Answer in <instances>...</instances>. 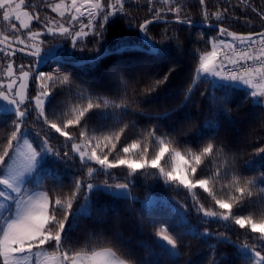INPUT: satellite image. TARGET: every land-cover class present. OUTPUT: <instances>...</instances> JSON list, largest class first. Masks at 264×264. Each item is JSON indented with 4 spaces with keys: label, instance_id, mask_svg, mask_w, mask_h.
Returning <instances> with one entry per match:
<instances>
[{
    "label": "snow or ice",
    "instance_id": "6c2138e0",
    "mask_svg": "<svg viewBox=\"0 0 264 264\" xmlns=\"http://www.w3.org/2000/svg\"><path fill=\"white\" fill-rule=\"evenodd\" d=\"M128 2L134 0H41L40 6L32 0H0L3 22L0 53L13 56L19 51L32 57L27 66L17 68L9 61L0 71V125H3L0 128V264H148L144 256L157 253L166 256L170 264H179L191 250L189 238L209 250L207 264H226L227 257L217 255L218 247L225 244L235 248L234 255L240 264H264V32L242 36L220 27L218 36L208 39L201 33L199 40L211 48L194 50L196 65L191 83L182 89V107H187L199 83L209 85L200 95L217 108L218 115H227L230 124L236 123L230 117L233 96L237 91L243 92L242 103L248 104L253 114L250 130L259 133L247 145L252 148V155L245 164L252 175H245L236 167V154L217 139L216 120L206 121L205 127L198 129L192 141L183 146L178 140V134L185 130L183 125L173 132L161 133L153 124L139 128L135 139L118 148L126 131L139 127L136 120L125 122V118L130 114L153 118L142 105L155 100L154 94L170 84L177 72L174 64L162 73L147 70L133 73L114 66L106 74L109 82L106 92L89 89L72 73L58 68L50 72L37 70L40 64L49 61L59 63L57 46L49 44L45 48L47 37H61L73 49L83 51L88 47L86 38L90 35L97 38L95 43H100L111 18L130 15L125 7ZM147 3L152 19H145L137 27L144 34L150 53L163 59L168 44L183 50L179 30L171 33L167 28L164 30L160 38L164 47L157 46L148 34V26L168 13L175 23L188 25L191 31L198 22L182 15V0H147ZM156 3L162 7H155ZM199 3L203 6L206 0ZM240 3L247 6V0ZM38 7L51 9L60 21L47 16L42 19ZM201 15L199 23H207L213 18L221 20L223 12L210 13L204 7ZM260 16L264 20V13ZM33 21L42 27L33 30ZM22 29L27 30L26 36L20 34ZM225 35L232 40L218 38ZM254 35L259 37L258 46L252 38ZM94 51L96 54L79 59L97 63L102 53L98 48ZM29 80L37 84L35 95L29 94ZM217 91L221 96L215 94ZM57 96L62 97L63 114L50 119L46 105ZM32 112L36 113V120H42L48 129L64 138L65 150L53 147L48 134L36 132L33 136L25 127ZM161 118H168V113L154 117ZM94 121L104 123L93 125ZM108 121L122 126L112 128ZM73 128L78 132L70 131ZM77 158L79 172L65 190L59 168L75 166ZM162 161H170L171 167ZM121 168L126 173L113 171ZM201 169L207 174L201 175ZM138 175L161 179L176 189L183 188L192 195L191 212L196 214L198 223L220 224L225 231L212 232L208 228L200 231L193 227L189 206L181 204L173 206L172 213L164 219L150 221L153 237L150 244L143 241L134 244L121 231V214L108 205L95 207L92 194L103 192L113 198L136 200L130 189ZM97 177H103L101 183H94ZM49 178L56 185L52 189L45 187ZM217 185L225 193L223 198L217 196ZM197 189L207 193L214 204L206 207ZM143 204L145 209H151L153 199L147 196ZM74 205L78 206L74 208ZM245 209L247 214H239ZM82 220L91 221V226L81 224ZM142 220L143 216L137 221L141 229ZM232 225L254 234V242H249L246 236L242 242L234 243L228 235ZM77 229H81L80 235L70 242ZM212 240L216 243H210ZM185 264L196 261L188 259Z\"/></svg>",
    "mask_w": 264,
    "mask_h": 264
},
{
    "label": "trees",
    "instance_id": "16d2710c",
    "mask_svg": "<svg viewBox=\"0 0 264 264\" xmlns=\"http://www.w3.org/2000/svg\"><path fill=\"white\" fill-rule=\"evenodd\" d=\"M182 6L184 12L182 15H189L191 18L199 23L202 19V9L206 7L208 11L214 12L220 10L223 12L221 20L217 21L214 18L205 24L215 25L226 28L230 32H235L241 35H248L250 33H260L264 31V20L261 19L260 13H264V0H247V6L240 3V0H206L205 5H200L199 0H182ZM126 9L130 13L128 16H116L109 20L105 25V31L103 37L100 39V43H95L97 38L89 36L86 38L88 47L83 51L79 48L73 49L71 43L64 39L67 47V55L61 58L72 61L80 62V57H89L96 54L94 49H100L101 53L111 52L116 50H122L115 55L107 56L99 60L95 64H89L84 66H74L66 63H52L51 61L43 64L40 71L50 72L53 68H58L61 72L72 73L78 78L85 87L95 90L97 92H106L108 80L106 79L107 71L114 67L120 66L122 70H128L133 73H142L144 71H150L152 73H162L167 70L169 65L174 64L177 68V72L171 78L170 84L166 86V89L154 94L157 96L155 100L146 102L142 105V108L151 113L153 118H149L147 115H131L125 118V122L128 119H134L138 123L137 129L129 128L124 136L121 138V143L118 148L123 147L125 144L130 143L132 139L136 138V133L139 128H147L155 124L158 127V131L161 133L173 132L175 128L184 126L185 130L178 134V140L181 146L184 143H190L195 136L198 129L205 127V122L209 120H216L219 124L218 140L222 141L232 153L236 154V167L245 175H252L249 172L245 161L252 155V148L247 145L251 140H255L258 136V131H251L252 113L249 112V105L242 103L243 92L237 91L233 96V103L230 105L232 112L230 117L236 123L230 124L228 116L225 114H219L216 107L210 106L206 97L200 95L201 91L209 88V85L200 82L198 87L194 89V96L192 102L187 107H182L184 100L182 89L186 88L190 83L194 73L196 60L194 59V50L200 51L210 50V44H204L199 40L201 33L205 34V39L218 36L216 29L202 28L182 25L177 23H165V22H153L148 26V34L152 37L153 42L159 47L165 45L160 43L161 34L167 28L169 33L173 30H179L178 35L181 40L184 41L183 50H178L174 44H168L167 55L163 59L154 57L149 50V46L144 40L142 33L138 30L137 25L143 22L145 19H152V13L149 12V5L147 0H134V2H128L125 5ZM155 7H162L159 3L155 4ZM227 9L226 12L224 10ZM255 9V11L253 10ZM50 12V11H49ZM51 13V12H50ZM53 14V13H51ZM43 19V18H42ZM56 19V18H55ZM84 22H87L86 17L83 18ZM164 19H173L172 14H165ZM58 22L60 20L56 19ZM34 28L41 27L40 24H34ZM190 37V39H189ZM222 38H228L222 36ZM47 40L53 42H61L63 38H48ZM133 47H143L147 50H132ZM65 54V51H64ZM1 60V58H0ZM135 86V85H133ZM35 91L31 90V95ZM217 96H221V93L217 91ZM61 96H57L52 100L50 105H46V111L49 114L50 119H56L58 116H62L64 106L60 103ZM237 105H240L237 108ZM167 112L168 118H161L160 120L154 119L158 114ZM36 113L32 112L25 123V127L29 128L35 136L36 132H40L41 135L48 134L50 136L53 147H59L62 150L65 140L60 137L59 134L47 128L42 120H36ZM190 117V120L186 119ZM175 121V124H174ZM103 121H94L93 125L103 124ZM108 124L112 128H116L122 125H116L112 121H108ZM93 125H90L93 126ZM3 125H0L2 128ZM103 130V129H101ZM6 132L7 129L5 128ZM74 134L78 132V129H70ZM111 159V157H110ZM166 167H171L170 161H162ZM79 161L77 158L75 166H62L59 168V172L63 178L64 189L71 184L75 175L79 172ZM115 173H126V169L113 170ZM150 171H155L150 170ZM201 175L207 173L201 169L199 170ZM103 177H97L94 183H101ZM56 185L52 179L49 178L45 181V187L48 189L54 188ZM134 193L136 194V200H124L120 198H113L107 193L98 192L92 194L95 207L101 205H108L114 207L122 216L121 231L126 238H130L135 244L137 241H143L144 244H150L152 240V229L150 221L155 218L162 220L166 216L170 215L173 209L170 206L157 204L151 209H145L141 199L149 192L156 194H162L168 197L172 201L178 202L180 205H188L191 224L193 227L198 228L200 231H204L208 228L212 232H224L225 229L220 224L202 225L198 223V218L194 212H191L192 195L189 194L183 188L176 189L173 186L165 185L163 180L158 178H145L142 175L136 177L135 183L132 186ZM226 191V190H225ZM200 201L205 206L213 205L214 202L201 189L196 190ZM216 193L219 198H223L225 193L219 190V185L216 186ZM80 203V202H78ZM78 205H74V208ZM234 211H237L234 209ZM239 214H247V210H242ZM143 216L141 221L144 227L141 229L137 223ZM81 224L87 223L91 226V221H81ZM81 233V229H77L72 234L70 242L74 241ZM228 235L231 237L234 243L242 242L247 236L249 242L252 241L254 234L248 233L246 229H240L238 226L232 225L231 230L228 231ZM191 250L186 252L183 259L179 261V264H185L188 259H193L196 264H207L208 257L210 255L206 246L198 241L191 240ZM215 244V240L210 241ZM235 248L231 244L220 245L217 249V255H224L227 257L226 264H240V261L235 257ZM145 261L148 264H170L166 256L157 254L145 255Z\"/></svg>",
    "mask_w": 264,
    "mask_h": 264
},
{
    "label": "rangeland",
    "instance_id": "374dc122",
    "mask_svg": "<svg viewBox=\"0 0 264 264\" xmlns=\"http://www.w3.org/2000/svg\"><path fill=\"white\" fill-rule=\"evenodd\" d=\"M53 2H58V0H53ZM32 3L34 5H37V6H40L41 5V0H32ZM38 10H39V13H40V16L41 18H44L45 16L49 17V18H56L58 20H60V18L56 15V13H53L51 11V9L49 8H45V7H38ZM53 13V14H51ZM34 24H37L36 21H33L32 23V27L34 26ZM78 26V25H77ZM42 27V25H41ZM3 29V22L0 21V30ZM36 28L33 27V30H35ZM26 31L27 30H21L20 34L22 36H26ZM50 37V36H49ZM49 37L46 38V44H45V48H47L49 46V44H52V45H56V51L59 53V57H62L64 56V51L67 50V47H66V42L64 41V39L61 41V42H51L49 40H47ZM212 37H217L216 35H213ZM52 38V37H50ZM56 38H61V37H56ZM55 38V39H56ZM219 39H225L227 41H231L232 39L231 38H222V37H218ZM17 48L19 47H23V45H16ZM0 71L3 70V67H6L7 63L9 61H12L14 63V65L18 68L19 65H25L27 66L31 60H32V57H28V56H25L23 54H19V53H15V55L13 56H6L4 53H0ZM43 64H40L38 66V69L39 70L41 68ZM28 85H29V94L31 95V90L33 89L34 91H36L37 89V84L36 82L32 81V80H29L28 81ZM35 95V93L33 94ZM29 129V128H28ZM30 130V129H29ZM31 131V130H30ZM131 193L133 196L136 197V194L134 193L132 187H131ZM147 196H150L152 199H153V204H152V207L157 205V204H162V205H166V206H170L172 209H173V206H176V207H179L180 204L176 201H172L170 200L168 197H166L165 195H162V194H156V193H153V192H149L147 193L142 199V204L145 200V197ZM144 206V204H143ZM151 207V208H152ZM184 209H181V211H183ZM189 219H191V217L189 216Z\"/></svg>",
    "mask_w": 264,
    "mask_h": 264
},
{
    "label": "water",
    "instance_id": "95a60500",
    "mask_svg": "<svg viewBox=\"0 0 264 264\" xmlns=\"http://www.w3.org/2000/svg\"><path fill=\"white\" fill-rule=\"evenodd\" d=\"M154 22H165V23H175V21H174V19H161V20H159V21H154ZM194 26H196V27H202V28H210V29H216L217 31L219 30V28H220V26H215V27H210V24H205V23H196ZM264 32V31H263ZM142 35H143V37H144V40H145V42L147 43V45H148V42L146 41V39H145V36H144V34L142 33ZM239 35H241V34H239ZM226 36V35H225ZM224 36V37H225ZM242 36H247V35H242ZM228 38H231L230 36H227ZM253 39L254 38H258V36H256V35H254L253 37H252ZM232 39V38H231ZM149 46V45H148ZM150 47V46H149ZM132 50H147V49H145V48H143V47H133L132 48ZM122 50H116V51H111V52H104V53H102V56H101V58L99 59V60H101L102 58H104V57H107V56H111V55H115V54H117V53H120ZM148 52H150L149 50H147ZM16 53H19V54H23V55H25V56H27L26 55V53H23V52H19V51H16ZM29 57V56H28ZM59 62H61V63H66V64H70V65H74V66H84V65H89V64H91V63H85L84 61H80V62H72V61H67V60H65V59H63V58H61V57H59Z\"/></svg>",
    "mask_w": 264,
    "mask_h": 264
},
{
    "label": "built area",
    "instance_id": "2783aa9c",
    "mask_svg": "<svg viewBox=\"0 0 264 264\" xmlns=\"http://www.w3.org/2000/svg\"><path fill=\"white\" fill-rule=\"evenodd\" d=\"M253 40H255V41H257V46H258V44H259V38H255V39H253ZM239 44V43H238ZM243 47V46H242Z\"/></svg>",
    "mask_w": 264,
    "mask_h": 264
}]
</instances>
